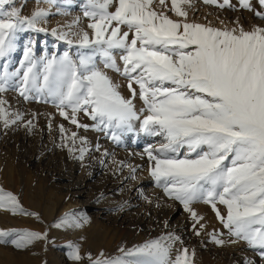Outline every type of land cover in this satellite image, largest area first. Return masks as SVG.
I'll list each match as a JSON object with an SVG mask.
<instances>
[{
  "label": "snow or ice",
  "instance_id": "obj_1",
  "mask_svg": "<svg viewBox=\"0 0 264 264\" xmlns=\"http://www.w3.org/2000/svg\"><path fill=\"white\" fill-rule=\"evenodd\" d=\"M153 2L87 0L84 16L90 20L92 32L77 34L75 43L84 49L78 60L67 52L58 58H41L43 67L38 72L32 49L26 46L21 68L8 72L5 63L0 72V93L15 85L25 100L44 96L55 104L60 116L87 129L89 125L80 124L77 116L83 112L94 121L92 128L111 133L109 138L116 142L133 131V122L138 121L140 132L162 138L158 146L144 150L148 171L165 196L190 213L194 234L200 236L204 224L199 223L203 217L191 205L203 202L227 230V240L218 231L208 234L215 244L242 241L258 250L264 260V27L254 25L245 30L238 22L233 28L189 23L181 7L189 0H171L170 10L185 18L173 20L165 12L155 11ZM204 2L216 4L217 0ZM11 3L0 0V58L14 50L18 32L46 31L37 26L50 15L48 10L36 8L25 16L16 7L9 9ZM159 3L163 6L165 0ZM240 4L252 10L249 0H240ZM259 4L264 7V0ZM225 6L232 7L230 0L219 4ZM255 15L264 19V12ZM52 34L57 35V30ZM67 36L59 33L60 39ZM114 51L121 53L122 67ZM97 58L105 68L127 79L129 98L97 67ZM14 77H19L18 84ZM137 96L143 103L139 111L134 103ZM5 104L0 99V122L7 128L21 122L23 114L9 112ZM26 126L29 131L34 127L31 120ZM59 130L63 139L71 141V146L64 144L69 152L76 151L77 140L87 144L76 132L64 136L67 130L63 125ZM86 151L87 147H80L78 158L83 159ZM217 204L224 205V213ZM0 209L36 215L25 212L17 197L2 188ZM44 238L46 233L28 229H0V243L10 240L17 248ZM179 239L169 233L133 249L122 248L121 255L114 258L101 253L89 259L91 264H193L195 250L190 253L181 248L175 259L170 258ZM69 247L70 258L80 260L78 247Z\"/></svg>",
  "mask_w": 264,
  "mask_h": 264
},
{
  "label": "rangeland",
  "instance_id": "obj_2",
  "mask_svg": "<svg viewBox=\"0 0 264 264\" xmlns=\"http://www.w3.org/2000/svg\"><path fill=\"white\" fill-rule=\"evenodd\" d=\"M222 3L223 0H217L216 4H207L204 0H189V3L183 4L181 7L187 12L186 21L189 23H199L216 28H224L225 26L233 28L236 27L238 22L245 30H251L254 25L264 27V25L260 26L255 22V20L264 22V19L255 15V12L257 11L264 12V7L259 4V0H249L252 10L243 8L240 4V0H230L232 7H219V4ZM86 4L87 0H53L51 3L49 0H12L9 9L10 7H16L21 10L22 15L28 16L36 8H44L50 12V15L45 21H41L37 26L46 29V31L25 29L17 33L15 39L16 43L14 42V50L9 53L7 57L0 58V72L5 70V63L7 64L8 72H15L17 69H20L21 61L24 59V49L26 46L32 49V58L37 61L38 72L43 67L41 58L51 59L53 56L58 58L67 52L73 59L78 60L79 52L84 51V49H81L79 45L75 43L77 34L81 31H87L91 35L92 32V30L88 28L90 20L84 16ZM152 8L157 12H165L166 15L173 20L185 19L184 17H178L170 10V0H165V5L163 6L160 5L159 0H154ZM110 10L114 11V7H111ZM242 12L243 14L248 13L245 14L247 17L243 15ZM239 13H241V16H239ZM235 15H238L239 17H236ZM234 17H236V19H233ZM68 20H70V22ZM77 20L79 22L74 23V21ZM53 29L57 30V35L52 34ZM124 30L127 29L125 28ZM60 32L68 33L67 39H60ZM68 40H73L74 42L69 44ZM120 54L119 51H114L117 64L122 67V63L119 60ZM96 63L97 67L106 72L110 78L112 77L111 75H114V79L111 78L113 83L123 87V89L128 92V95H122L125 98H129L131 93L127 87V79L113 69L105 68L103 62L99 58H97ZM22 75L23 71L21 70L20 76ZM13 80L18 84L19 77H14ZM40 81H43L42 75L40 76ZM134 87L136 86L134 85ZM29 95L35 97L36 94L29 93ZM0 99L6 101L4 106L9 112H19L23 114V120L21 122L7 128L4 127L2 122H0V188L15 195L25 212L36 214L25 215L20 212L13 214L10 211L0 209V229H28L42 234L46 233V238L35 240L25 248L15 247L10 240L6 243H0V258H11L8 260V262L10 261L9 263L0 262V264H42L40 259L42 258L41 254L43 252L48 255L51 251L54 252L55 255H58V250L64 254L62 260V263L64 262L63 264H85V262L91 263L89 256H91L92 259H96L100 257L101 253H103L105 258H114L121 255L120 250L122 248L124 250L133 249L148 241L159 238H143L139 232L133 233L123 228L110 227L107 229L102 227L101 224L92 221V218L85 214L75 216V227L73 228V232L63 231L62 221H65L66 219L64 220L62 216L58 217V219H49L45 214L50 207L55 205L59 194H61L59 193L58 187H56L58 184L57 176L60 174L68 176L71 172L75 175L80 174L81 176H85L89 173V170L94 163H96V161H98L106 152V146L104 147L103 144L93 142L96 138H102L103 140V138L107 137L109 143L112 144L113 147L115 146L118 150L125 147L126 140H124V138L127 136H132L135 140L138 138L142 139L138 132V121L133 122V131L122 134L120 136V141L116 142L109 138L111 133L105 134L103 131H98L92 128L91 125L94 124V121L83 112L78 113L77 116L80 124L89 125L87 129L77 128V126L70 123L69 120L60 116L55 104L44 96L40 99L31 98L25 100L24 97L20 95V92L15 85L6 87V91L0 93ZM134 103L138 111L143 107V103L138 96L134 100ZM68 111L70 112V109ZM143 115L144 113H141V116ZM29 120H31L34 125L31 131H29L26 126V122ZM60 125H63L67 130L66 133L63 134L64 136H70L72 132H76L78 137H84L86 139L87 144L82 145L81 142L77 140L74 145L76 151L69 152L68 147H65L64 144L67 143L71 146V141L62 138V133L59 130ZM40 130L43 134L53 137L50 138V152L46 151L45 153H42L43 148L48 146V140L46 142H38V131ZM146 136H148V138H146ZM149 137V135L145 134V138H143L145 143L156 142L155 144L159 145L162 142L161 137H153L150 141L146 140L149 139ZM23 138L26 140L24 145L19 142V139ZM82 146L87 147V151L84 154V158L79 159V149ZM21 154L23 156L22 158ZM31 154L35 155L37 159H44H41L42 161L40 160V163L36 167H27L24 163L28 160L27 157H30ZM110 154L107 153L106 156H109ZM112 165L113 161L111 160L108 162L107 168ZM75 168L77 171L74 170ZM44 169H50V176L44 171ZM151 181L152 185L155 186V192L153 194H146L142 197V199L148 201L151 207L159 209L162 207L166 208L171 204L181 205L179 202L165 196L163 190L156 186L154 180L152 179ZM93 185L92 190H96V187L101 186V182H96ZM61 197L65 198L64 201L70 199V196L66 193L65 196L62 195ZM195 204H202L203 213H207L206 216H204V214L199 215L203 217V220L199 223L204 224V228L200 229L201 235L197 236L194 234L192 228L194 221L192 220L190 213L187 212L191 221L190 226L187 229L190 235L188 238L189 241L181 240V245L179 244L178 246H176V241L170 251V258L175 259L176 252L179 249L187 248L190 253L192 250H195L193 264H230L228 260L223 258L220 260L218 259L220 257H217L210 252H206L205 249L199 250L197 248L198 245L196 246V242L200 240L211 245L209 240L211 243H213V241L208 234L217 231L214 230V228H210L209 226L211 223L208 219L206 220L210 214L215 215L211 206L203 202H194L191 207ZM217 207L222 213L225 212L224 205L217 204ZM216 220L217 223L219 222L218 224H221L218 219ZM58 224L60 225L59 227L56 226ZM77 224L79 226H76ZM197 227H199V224H197ZM222 238H224V236ZM207 239L208 241H206ZM69 245L78 247L81 257L80 260L77 261L70 258L71 248ZM211 247L213 246L211 245ZM45 262L46 264H49L46 260L44 261V264Z\"/></svg>",
  "mask_w": 264,
  "mask_h": 264
},
{
  "label": "bare ground",
  "instance_id": "obj_3",
  "mask_svg": "<svg viewBox=\"0 0 264 264\" xmlns=\"http://www.w3.org/2000/svg\"><path fill=\"white\" fill-rule=\"evenodd\" d=\"M239 14V16H241V13ZM245 14L248 13H244L243 15ZM235 16L239 17L238 15ZM236 17L233 19H236ZM68 21L70 22V20ZM255 22L260 26L264 25V22L262 21L255 20ZM111 76V78L114 77V75ZM118 90L124 96L128 95V92L124 90L123 87L119 86ZM38 132V142L41 143L48 140V146L43 148L42 153H45L46 151L50 152V138L53 137L43 134L41 130ZM138 132L142 139L138 138L135 140L132 136H127L124 138V140H126L125 147L120 148L119 150L109 143V139L107 137L103 138V140L102 138L94 139L93 142L103 144L104 147L106 146V152L104 151L105 154H103L99 160L94 163V165L90 168L89 173H87L85 176H81L77 173V175H75L72 172L68 176L64 174L57 176L58 184L56 187H58L59 193H61L63 196H65V193L68 194L70 199L68 201H64L65 198L61 197L62 195L59 194L55 205L46 211L45 214L47 218L49 217V219H58V217L62 216L63 219H66L67 221L66 223H63V231L73 232V228L75 227V216L79 214H85L90 216L92 221L101 224L102 227L107 229L110 227L123 228L133 233L139 232L143 238L150 237L152 239L157 237L160 238L161 236H166L169 233H172L180 238L177 241L176 246L181 243V240H187L188 242L190 235L187 229L190 226L191 221L189 219L188 213L183 209V206L171 204L166 208L162 207L155 209L154 207L150 206L147 200L142 199L144 195L153 194L155 192V186L152 185L151 176L148 174L149 163L147 155L144 154V150L149 145L154 147L158 145L155 144V141V143H145V140L143 139L145 138V134L139 131V127ZM146 138H148V136H146ZM151 139H153V136H150L149 139L146 140L150 141ZM25 141L26 140H24V138L19 139V142L22 145H24ZM107 153L111 154L106 156ZM22 157L23 156L21 154V158ZM27 158L28 160H26L24 163L27 167H36L40 163V160L44 159H37L33 154ZM111 160L113 161V165L107 168L108 162ZM119 162H122V164ZM132 169H135V171L133 172ZM74 170H76V168ZM44 171H46L50 176V169H44ZM96 182H101V186L96 187V190H92V187L94 186L93 184ZM192 208L197 212L198 215L204 214L202 204H195ZM206 215L207 213L204 214V216ZM207 219L211 223L210 226L208 225L209 222L207 223L210 228H214V230L222 233L224 239L226 236H228L226 232L227 230L222 227V224H218L219 222L217 223V218L215 215L210 214L206 220ZM227 239L228 237H226L225 240ZM206 241H208V239ZM209 243L213 247L202 242L201 240L196 242V246L198 245L197 248L199 250L205 249L206 252H210L211 254L220 257L218 258L220 260L221 258L228 260L230 264H245V261H247L248 264H264V260L261 259L258 250L249 248L242 241L235 244L225 243L223 245H217L214 242L211 243L209 240ZM41 257L42 258L40 259V262L42 264H44L45 260L49 264L64 263H62L64 254H62L59 250L58 255H55L54 252L50 251L48 255L43 252ZM4 258H0L1 263L10 262H8V260L11 258ZM85 264L91 263L85 262Z\"/></svg>",
  "mask_w": 264,
  "mask_h": 264
}]
</instances>
